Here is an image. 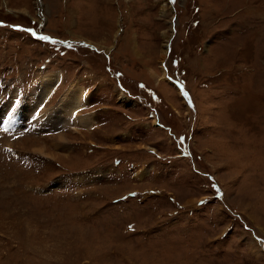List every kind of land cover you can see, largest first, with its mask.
Wrapping results in <instances>:
<instances>
[{
    "label": "rangeland",
    "instance_id": "374dc122",
    "mask_svg": "<svg viewBox=\"0 0 264 264\" xmlns=\"http://www.w3.org/2000/svg\"><path fill=\"white\" fill-rule=\"evenodd\" d=\"M0 264H264V0H0Z\"/></svg>",
    "mask_w": 264,
    "mask_h": 264
},
{
    "label": "bare ground",
    "instance_id": "6f19581e",
    "mask_svg": "<svg viewBox=\"0 0 264 264\" xmlns=\"http://www.w3.org/2000/svg\"><path fill=\"white\" fill-rule=\"evenodd\" d=\"M58 78L59 77L57 76V78H54V79L53 78H48L47 80L43 81V83H42V91H41L42 99L45 97V95L48 94V92L50 91V89L54 85V83L56 84V82L59 80ZM67 94H70L69 95V100L67 101L66 99H63V102L61 103V105L63 104V106H64L65 118H66V116H67L68 113H75V110L74 109H78L79 106H77V105H78V103L80 101V98L82 96L81 95V91H80V89L78 87H75V88L70 89ZM67 94H65L64 96L66 97ZM92 119H93L92 114H88V115H83L82 114L80 116V120H81L80 123H82V124H89L92 121Z\"/></svg>",
    "mask_w": 264,
    "mask_h": 264
},
{
    "label": "snow or ice",
    "instance_id": "6c2138e0",
    "mask_svg": "<svg viewBox=\"0 0 264 264\" xmlns=\"http://www.w3.org/2000/svg\"><path fill=\"white\" fill-rule=\"evenodd\" d=\"M18 28L20 27V26H17ZM20 30H24V31H28V32H30L33 36H36L37 35V33L35 32V30L34 29H31V28H28V29H20ZM40 40H43V41H49L50 40V37H48V36H39L38 37ZM51 43H53V44H55V43H58V41H55V40H52L51 41ZM72 45L71 44H68V47H71ZM141 87H143V85H141ZM181 88H183V85H181ZM185 96H187L188 94L186 93V92H184L183 93ZM5 132H7L9 129L8 128H4L3 129ZM181 142H183L182 140H181ZM9 151H11L10 149H9ZM213 187L215 188V187H217L215 184H213ZM217 191H219V189L217 188ZM201 203H203V201L201 202ZM131 227V226H130Z\"/></svg>",
    "mask_w": 264,
    "mask_h": 264
},
{
    "label": "crops",
    "instance_id": "0c3cea01",
    "mask_svg": "<svg viewBox=\"0 0 264 264\" xmlns=\"http://www.w3.org/2000/svg\"><path fill=\"white\" fill-rule=\"evenodd\" d=\"M97 89H98V88H97ZM96 91H97V90H96ZM94 98H95V94H93L92 97H91V99H92L91 101H92V102H94ZM93 108H94V109H97V108H95V107H93ZM94 113H95V115H96V119H97V113H96V111H95ZM124 139H128V136L125 135V134H124ZM110 140L114 141V137H111Z\"/></svg>",
    "mask_w": 264,
    "mask_h": 264
},
{
    "label": "flooded vegetation",
    "instance_id": "af4514ba",
    "mask_svg": "<svg viewBox=\"0 0 264 264\" xmlns=\"http://www.w3.org/2000/svg\"><path fill=\"white\" fill-rule=\"evenodd\" d=\"M133 94V93H132ZM131 94V95H132ZM137 96H139L140 97V95L138 94V93H134V97H137ZM145 104H147V105H149V103L148 102H145ZM152 112H154L153 114H154V117L156 116V118H158V114H157V112L155 111V110H153L152 109ZM151 116V115H150ZM134 124V123H133Z\"/></svg>",
    "mask_w": 264,
    "mask_h": 264
}]
</instances>
